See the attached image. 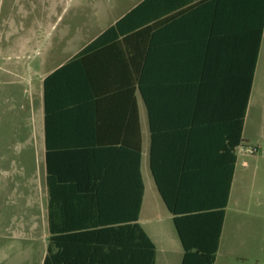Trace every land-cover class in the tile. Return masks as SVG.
<instances>
[{
    "label": "crops",
    "instance_id": "obj_1",
    "mask_svg": "<svg viewBox=\"0 0 264 264\" xmlns=\"http://www.w3.org/2000/svg\"><path fill=\"white\" fill-rule=\"evenodd\" d=\"M143 1L81 42L70 39L69 30L54 41L42 39L40 46L45 48L36 57L37 83H23V74L10 80L9 84L23 83L24 98L33 93L35 132L30 139L37 161L35 200L40 202L36 228L44 225L49 236L51 199L54 220L70 234L84 233L98 219L122 218L133 205L134 180L138 202L141 167L145 189L137 222L155 243L154 264H182L185 254L176 214L165 198L180 213H213L207 230L217 222L218 212L225 210L217 264L239 164V148L234 137L232 143L229 140V120H224L220 110L194 114L186 99H154L149 108L138 83V55L119 45L81 52ZM261 5L262 0H163L164 58L171 62L170 68L180 70L182 61L214 58L219 45L239 41L245 29L253 22L257 25ZM105 15L103 11L100 17ZM8 162L11 165L15 159ZM243 164L247 166L248 160ZM6 174L11 181L6 186L16 192L20 188L16 182L21 185L20 180L29 176L24 168L18 176L9 169ZM186 229L197 237L206 228L189 223ZM80 264L128 263L84 260Z\"/></svg>",
    "mask_w": 264,
    "mask_h": 264
},
{
    "label": "rangeland",
    "instance_id": "obj_2",
    "mask_svg": "<svg viewBox=\"0 0 264 264\" xmlns=\"http://www.w3.org/2000/svg\"><path fill=\"white\" fill-rule=\"evenodd\" d=\"M137 1L0 0V264H40L47 251L48 228L37 224V229L35 224L40 202L35 200L37 161L30 139L35 132L33 93L25 98L22 93L23 83H37L36 57L45 48L40 42L54 41L68 30L70 39L81 42ZM103 11L107 15L101 18ZM17 74H23V83L9 84ZM250 103L217 264H264V55L259 57ZM11 157L15 162L10 165ZM22 168L29 176L21 185L16 182L18 192L10 190L6 170L18 176Z\"/></svg>",
    "mask_w": 264,
    "mask_h": 264
},
{
    "label": "trees",
    "instance_id": "obj_3",
    "mask_svg": "<svg viewBox=\"0 0 264 264\" xmlns=\"http://www.w3.org/2000/svg\"><path fill=\"white\" fill-rule=\"evenodd\" d=\"M163 15V0H144L103 31L81 52L104 51L107 47L119 45L118 48L121 47L123 51L138 55V83L141 96L149 108L154 99H186L194 114L203 110L213 113L220 110L224 120H229V140L232 143L234 137L238 149L243 142L263 37L264 0L257 25L253 22L252 27L245 29L239 41L219 45L220 52L214 58L182 61L183 67L180 70L170 68L171 62L164 58ZM134 77L136 81V75ZM202 102H208V105L201 106ZM141 160L142 135L140 166ZM50 180L49 178V183ZM135 183L134 180L133 205H129L128 212L122 218L109 221L98 219L84 233L70 234L68 228L57 225L51 199L49 236L43 264H80L84 260L91 263L127 261L128 264H154L155 243L137 222L145 189L141 167L138 202ZM165 200L176 214L175 224L185 247L182 264H215L225 210L218 212L217 222L213 224L211 232V229H207L213 223V213H180L168 198ZM124 207L126 211L127 205ZM189 223H202L206 229L194 237L186 229Z\"/></svg>",
    "mask_w": 264,
    "mask_h": 264
}]
</instances>
